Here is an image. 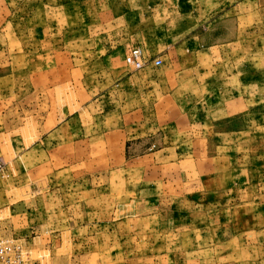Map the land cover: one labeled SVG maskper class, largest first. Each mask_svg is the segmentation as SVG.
<instances>
[{
  "label": "rangeland",
  "instance_id": "374dc122",
  "mask_svg": "<svg viewBox=\"0 0 264 264\" xmlns=\"http://www.w3.org/2000/svg\"><path fill=\"white\" fill-rule=\"evenodd\" d=\"M1 238L264 264V0H0Z\"/></svg>",
  "mask_w": 264,
  "mask_h": 264
},
{
  "label": "built area",
  "instance_id": "2783aa9c",
  "mask_svg": "<svg viewBox=\"0 0 264 264\" xmlns=\"http://www.w3.org/2000/svg\"><path fill=\"white\" fill-rule=\"evenodd\" d=\"M131 60L136 68H143L148 63L153 62L160 65L162 60L155 58L154 60H145L143 50L134 48L131 52ZM0 264H26L22 247L9 238L0 239Z\"/></svg>",
  "mask_w": 264,
  "mask_h": 264
},
{
  "label": "crops",
  "instance_id": "0c3cea01",
  "mask_svg": "<svg viewBox=\"0 0 264 264\" xmlns=\"http://www.w3.org/2000/svg\"><path fill=\"white\" fill-rule=\"evenodd\" d=\"M144 59H145V60H149V59H146V57H145V56H144ZM151 64H153V62H152ZM144 67H145V66H144Z\"/></svg>",
  "mask_w": 264,
  "mask_h": 264
}]
</instances>
